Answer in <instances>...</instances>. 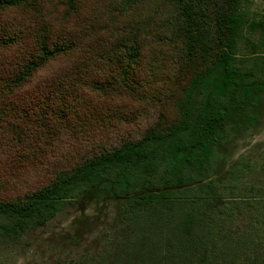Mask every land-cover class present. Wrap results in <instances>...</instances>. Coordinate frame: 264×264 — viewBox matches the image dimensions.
I'll return each instance as SVG.
<instances>
[{"label":"trees","instance_id":"16d2710c","mask_svg":"<svg viewBox=\"0 0 264 264\" xmlns=\"http://www.w3.org/2000/svg\"><path fill=\"white\" fill-rule=\"evenodd\" d=\"M245 1L187 0L192 14L208 8L217 53L184 86L177 118L88 156L26 197L0 199V235L18 239L69 201L104 193L120 200L116 248L83 264H264V197L240 165L226 181L215 176L219 148L236 135L231 126L264 92V17L246 14ZM125 2L134 7L145 0ZM108 3L0 0V119L22 140L30 139L33 111L42 106L36 117L43 130L58 104L71 113V125L80 122L79 91L108 89L98 71L142 58V40L123 19L124 6H117L121 16L110 18ZM256 31L254 42L248 34ZM54 62L65 64L39 74ZM20 113L23 127L15 119ZM244 211L250 222L239 231L236 219Z\"/></svg>","mask_w":264,"mask_h":264},{"label":"rangeland","instance_id":"374dc122","mask_svg":"<svg viewBox=\"0 0 264 264\" xmlns=\"http://www.w3.org/2000/svg\"><path fill=\"white\" fill-rule=\"evenodd\" d=\"M245 2L244 10L251 18L264 17V0ZM122 3L109 0L108 16H121L117 6H124L123 19L133 24L135 39L142 40V58L108 63L98 71L108 89L79 91L83 105L80 122L74 125L71 113L59 107L63 104L55 105L56 112L47 116L48 130L39 126L36 117L44 106L33 111L28 141L0 119V199L26 197L88 156L139 139L149 127L168 125L177 118L176 101L184 86L217 53L209 10L200 16L192 14L187 0H145L134 7L125 0ZM185 22L190 23L189 35L183 30ZM258 34L252 32L248 38L256 42ZM64 64L51 63L39 74L48 75L51 68ZM44 101L51 104L50 97ZM259 101L248 102L246 114L231 126L236 135L219 148L215 176L226 181L231 169L240 165L253 190L264 197V92ZM18 116L15 119L23 127L25 118ZM119 204L120 200L104 193H88L69 201L52 220L18 239L0 235V264H83L88 258L112 253L118 239ZM249 222V212H241L235 229L244 231ZM219 264L225 263L220 260Z\"/></svg>","mask_w":264,"mask_h":264},{"label":"clouds","instance_id":"9594fccd","mask_svg":"<svg viewBox=\"0 0 264 264\" xmlns=\"http://www.w3.org/2000/svg\"><path fill=\"white\" fill-rule=\"evenodd\" d=\"M260 140L259 139H255L254 142H259Z\"/></svg>","mask_w":264,"mask_h":264}]
</instances>
